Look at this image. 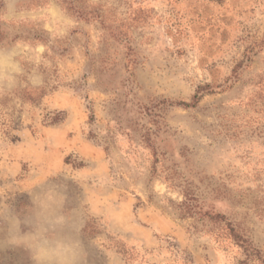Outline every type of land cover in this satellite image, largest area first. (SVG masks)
<instances>
[{
  "label": "rangeland",
  "instance_id": "rangeland-1",
  "mask_svg": "<svg viewBox=\"0 0 264 264\" xmlns=\"http://www.w3.org/2000/svg\"><path fill=\"white\" fill-rule=\"evenodd\" d=\"M0 54V264H264V0H0Z\"/></svg>",
  "mask_w": 264,
  "mask_h": 264
},
{
  "label": "clouds",
  "instance_id": "clouds-1",
  "mask_svg": "<svg viewBox=\"0 0 264 264\" xmlns=\"http://www.w3.org/2000/svg\"><path fill=\"white\" fill-rule=\"evenodd\" d=\"M7 58L4 57L2 54H0V63H4L6 62ZM46 253L44 252V250H40V252L38 253V258H42Z\"/></svg>",
  "mask_w": 264,
  "mask_h": 264
},
{
  "label": "trees",
  "instance_id": "trees-1",
  "mask_svg": "<svg viewBox=\"0 0 264 264\" xmlns=\"http://www.w3.org/2000/svg\"><path fill=\"white\" fill-rule=\"evenodd\" d=\"M195 99H196V101H197V99H198V96H197V95L195 96Z\"/></svg>",
  "mask_w": 264,
  "mask_h": 264
}]
</instances>
